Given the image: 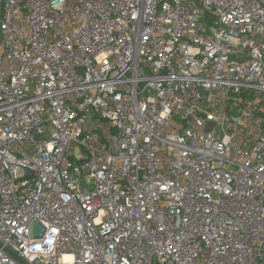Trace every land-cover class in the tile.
Wrapping results in <instances>:
<instances>
[{
  "label": "built area",
  "instance_id": "obj_1",
  "mask_svg": "<svg viewBox=\"0 0 264 264\" xmlns=\"http://www.w3.org/2000/svg\"><path fill=\"white\" fill-rule=\"evenodd\" d=\"M0 264H264V0H0Z\"/></svg>",
  "mask_w": 264,
  "mask_h": 264
},
{
  "label": "rangeland",
  "instance_id": "obj_2",
  "mask_svg": "<svg viewBox=\"0 0 264 264\" xmlns=\"http://www.w3.org/2000/svg\"><path fill=\"white\" fill-rule=\"evenodd\" d=\"M205 20L203 18H201V24H204ZM37 224V222H34V224L32 225V231H33V227Z\"/></svg>",
  "mask_w": 264,
  "mask_h": 264
},
{
  "label": "water",
  "instance_id": "obj_3",
  "mask_svg": "<svg viewBox=\"0 0 264 264\" xmlns=\"http://www.w3.org/2000/svg\"><path fill=\"white\" fill-rule=\"evenodd\" d=\"M207 129L210 130L211 129V126H209Z\"/></svg>",
  "mask_w": 264,
  "mask_h": 264
}]
</instances>
